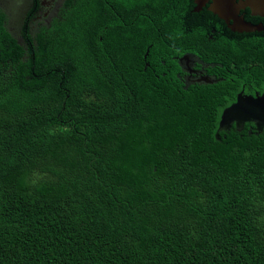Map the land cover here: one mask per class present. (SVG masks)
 Listing matches in <instances>:
<instances>
[{"label": "trees", "instance_id": "trees-1", "mask_svg": "<svg viewBox=\"0 0 264 264\" xmlns=\"http://www.w3.org/2000/svg\"><path fill=\"white\" fill-rule=\"evenodd\" d=\"M130 2L68 0L26 50L0 8V264H264V134L144 68L174 18Z\"/></svg>", "mask_w": 264, "mask_h": 264}, {"label": "flooded vegetation", "instance_id": "flooded-vegetation-1", "mask_svg": "<svg viewBox=\"0 0 264 264\" xmlns=\"http://www.w3.org/2000/svg\"><path fill=\"white\" fill-rule=\"evenodd\" d=\"M67 1L0 0L3 27L26 50L24 26L28 25L29 36L34 38L44 26L64 21ZM122 1L135 4L130 6V16L137 27L146 21L140 20L146 17L144 12L136 13L135 6L141 2L143 10L150 2L162 3L166 14L174 18L171 32L165 21H146L154 27L149 43H154V50L147 48L142 54L144 60L151 58L144 68L150 67L172 87H231L224 94L222 104H226L219 111V120L223 110L239 97L252 100L264 94V10L242 4L244 0L230 2L222 13L212 9L213 0H118V23L122 25L127 24L119 9ZM241 48L247 51L238 57ZM237 113L229 128L264 134V116L254 119L241 110Z\"/></svg>", "mask_w": 264, "mask_h": 264}, {"label": "water", "instance_id": "water-1", "mask_svg": "<svg viewBox=\"0 0 264 264\" xmlns=\"http://www.w3.org/2000/svg\"><path fill=\"white\" fill-rule=\"evenodd\" d=\"M233 1L213 0L212 9L215 12L222 13L229 8L228 5ZM242 4L249 5L257 10H264V0H244ZM240 110L244 113L246 112L244 116H251L254 119H259L260 116H264V94L252 100L239 97L235 103L226 107L221 114L217 131L229 128L231 121L238 118L236 114Z\"/></svg>", "mask_w": 264, "mask_h": 264}]
</instances>
